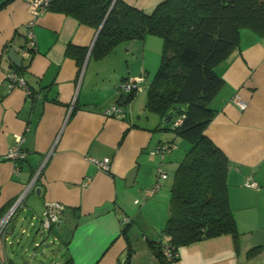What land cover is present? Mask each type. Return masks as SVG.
<instances>
[{"label":"crops","instance_id":"1","mask_svg":"<svg viewBox=\"0 0 264 264\" xmlns=\"http://www.w3.org/2000/svg\"><path fill=\"white\" fill-rule=\"evenodd\" d=\"M123 1L150 14L165 0ZM31 19L28 0H11L0 9V215L35 180L17 212V223L0 245L1 258L10 264H18V259L25 264H63L69 257L74 264H134L137 226L154 263L152 257H157L149 240L162 237L182 158L178 147L164 156L155 153L158 145L177 144L181 138L165 128L168 120L146 108L162 39L147 35L98 56L93 52L97 29L48 9L33 27L35 51L23 57L20 49ZM70 48H75L73 53ZM10 50L22 59L21 65ZM11 70L20 74L26 88L10 85L5 75ZM217 71L224 83L210 101L216 114L205 133L230 161L228 193L238 233L182 246L175 264H264V39L244 29L239 47ZM142 75L146 80L141 89L126 101L123 82ZM236 94L247 103L245 109L233 100ZM113 105L119 114L107 115ZM20 135L26 158L6 159ZM106 157L111 158L108 171L92 161ZM160 168L168 177L147 196L146 190L159 182ZM248 177L259 187L245 186ZM36 187H41L40 194ZM48 201L66 208L59 222L44 231L41 219ZM38 234L49 236L42 250L46 262H39V253L26 259ZM52 242L60 246L58 252L49 249Z\"/></svg>","mask_w":264,"mask_h":264},{"label":"trees","instance_id":"2","mask_svg":"<svg viewBox=\"0 0 264 264\" xmlns=\"http://www.w3.org/2000/svg\"><path fill=\"white\" fill-rule=\"evenodd\" d=\"M9 1L0 2V9ZM48 9L97 29L93 52L98 56L147 35L163 41L146 108L164 120L172 115L165 128L189 147L174 174L162 237L149 240L160 264H175L182 246L223 234L236 237L227 182L230 161L205 130L216 114L210 101L224 83L217 66L239 47L244 29L264 39V0H165L150 14L123 0H55ZM136 92H128L126 101ZM165 241L172 259L164 254ZM63 264L74 262L69 257Z\"/></svg>","mask_w":264,"mask_h":264},{"label":"built area","instance_id":"3","mask_svg":"<svg viewBox=\"0 0 264 264\" xmlns=\"http://www.w3.org/2000/svg\"><path fill=\"white\" fill-rule=\"evenodd\" d=\"M30 3V6L32 8V19L28 23V31H27V41L25 45L20 49L21 54L23 57L30 56L36 49V38L34 33V24L36 22V19L46 10H48L51 3L55 0H28ZM6 79L9 80L11 86H22L23 88H26L25 82L23 78L20 76V74L15 71L11 70L8 71L5 75ZM146 78L142 76L137 77H130L126 79L123 82V89L126 90V92H130L133 90H140L142 83ZM233 100L243 109L247 107V103L238 95L236 94ZM120 108L117 105H113L110 108L107 109L106 114L107 115H115L119 114ZM182 122V117L178 118L175 122V125H178ZM22 141L23 136L20 135L17 138V142L15 145H13L5 154L6 159H11L15 161L22 160L26 158L27 152L22 148ZM176 142H166L158 145L155 148V153L164 156V154L168 151H172L175 149ZM92 161L97 164V166L104 170L108 171L110 170V162L111 158L106 157L102 160L92 158ZM159 182L156 183V185L153 188H150L146 190L147 196H152L160 187L161 182L160 180H165L168 175L166 172L162 170V168L159 169ZM35 181V180H34ZM34 181L28 186L24 194H22L15 203L8 208V210L3 213L0 216V245L3 243L4 238L6 237V234L8 232L9 224L16 216L21 203L26 195V192L33 186ZM245 186L250 188H258L259 184L258 182L253 179L252 177H248L245 181ZM66 206L65 204L58 202V201H48L45 206V210L43 213V217L41 219V228L44 231L50 230L54 224L58 223L60 220L61 213L65 210ZM127 222H129V219H126ZM163 251L164 254L168 257V259L173 258L172 248L168 241H165L163 244ZM0 264H10L7 260L1 258L0 256Z\"/></svg>","mask_w":264,"mask_h":264},{"label":"rangeland","instance_id":"4","mask_svg":"<svg viewBox=\"0 0 264 264\" xmlns=\"http://www.w3.org/2000/svg\"><path fill=\"white\" fill-rule=\"evenodd\" d=\"M156 38H158L157 40H159L161 42V38L160 37H156ZM160 58H161V56H160ZM160 62H161V60H160ZM155 73L156 72H154V74H152V76H151L152 78L155 75ZM176 146L178 147V150L180 151V154L182 153L181 157L183 158L185 153H186L187 148L189 147L188 143L181 139V140L178 141ZM15 219H16V216L10 222L9 227H11L12 225L17 223V221ZM135 228L137 230V233H136L137 234V241L135 239L133 240L134 241L133 242V246L137 247V251L138 252H137V256L134 259L135 260L134 264H160V262L157 259H155L154 257H152V259L154 260V263L150 262L149 255L147 253L148 251H145L144 248H143V245H144L143 243H145V241H143V239H142V237H143L142 231L137 226ZM36 242L41 243L42 246L41 247H36ZM47 242H49V236L48 237H43L42 235L38 234L36 239L33 242H31L30 245H29V249H30L29 253H30L31 256L30 257H26V259L30 260L31 257L35 258V255H37L39 253L40 254L39 255L40 256L39 262L41 260L46 262L48 260L47 259L48 255L46 253H44L42 250H46L47 249V247H46ZM59 247L60 246L57 243L52 242V244L49 246V249H53L56 252H58ZM32 262H34V261L32 260ZM35 262H37V261L35 260ZM18 264H25V262L22 259H18Z\"/></svg>","mask_w":264,"mask_h":264},{"label":"water","instance_id":"5","mask_svg":"<svg viewBox=\"0 0 264 264\" xmlns=\"http://www.w3.org/2000/svg\"><path fill=\"white\" fill-rule=\"evenodd\" d=\"M112 9V8H111ZM103 26V25H102ZM101 26V28H102ZM100 28V29H101ZM10 56L13 58V61L17 64V65H21L22 63V59L18 56V54L14 51V50H10L9 52ZM172 118V115L169 116L168 121ZM36 191L38 194L41 193V187H36Z\"/></svg>","mask_w":264,"mask_h":264}]
</instances>
